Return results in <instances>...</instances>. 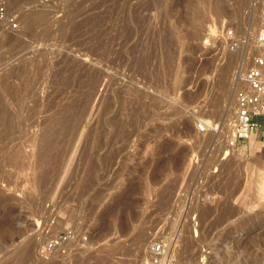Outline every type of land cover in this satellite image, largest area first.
<instances>
[{
  "label": "rangeland",
  "instance_id": "1",
  "mask_svg": "<svg viewBox=\"0 0 264 264\" xmlns=\"http://www.w3.org/2000/svg\"><path fill=\"white\" fill-rule=\"evenodd\" d=\"M7 3L0 264H142L155 239L178 264L263 251L264 128L229 142L264 0Z\"/></svg>",
  "mask_w": 264,
  "mask_h": 264
},
{
  "label": "built area",
  "instance_id": "2",
  "mask_svg": "<svg viewBox=\"0 0 264 264\" xmlns=\"http://www.w3.org/2000/svg\"><path fill=\"white\" fill-rule=\"evenodd\" d=\"M3 23L10 30L17 28L16 22L8 14L7 0H0V27ZM254 44L260 52L244 72L242 89L235 98V117L229 146L237 152L244 150L250 136L264 128V32L258 33ZM165 243L160 239L151 241L147 245L142 264H178Z\"/></svg>",
  "mask_w": 264,
  "mask_h": 264
},
{
  "label": "bare ground",
  "instance_id": "3",
  "mask_svg": "<svg viewBox=\"0 0 264 264\" xmlns=\"http://www.w3.org/2000/svg\"><path fill=\"white\" fill-rule=\"evenodd\" d=\"M171 1V0H170ZM169 4H171V3H169ZM169 4H167V5H165L166 6V8H167V6L169 5ZM172 5V4H171ZM168 7H170V5L168 6ZM173 8H175L174 6H173ZM168 9H170V8H168ZM167 9V10H168ZM172 9V8H171ZM170 11V10H169ZM32 14V13H31ZM41 14H42V12H41ZM40 13H38L37 15H31V17L33 16L34 18H31V19H28V20H31V22H29V25H31V24H33V25H35V23H37L36 25H38L39 23H40V21L41 20H43L45 17H42L43 15H41ZM27 15V14H26ZM30 16V15H29ZM45 16V15H44ZM27 18H29V17H27ZM43 18V19H42ZM25 19V18H24ZM26 20V19H25ZM39 22V23H38ZM28 23V22H27ZM32 25V26H33ZM35 25V26H36ZM263 27V26H262ZM4 28V30H5V28H6V25L5 24H3L2 25V29ZM7 30V29H6ZM257 30V29H256ZM259 30V33L260 32H264V28L262 29H258ZM257 33V32H256ZM257 36V35H256ZM241 57V56H240ZM240 57L239 56H237L236 58L237 59H234V61H230L229 63H228V65H227V68H226V71H229L230 69H231V65H232V63H233V65L237 62V61H239V60H241L240 59ZM233 59V58H232ZM242 82V81H241ZM242 86H243V83H242ZM221 90L223 91V93L225 94L226 92H227V89L225 88V87H221ZM223 124H226L227 122L229 123V121H231V111H225V113H224V115H223ZM204 126L206 127V129H202V130H204V131H206V134L205 135H207L208 137H207V142H210L213 138H214V136H215V134H214V132H215V130L216 129H214L213 127L212 128H210L207 124H204ZM232 126V125H231ZM203 127V126H202ZM204 128V127H203ZM216 133V132H215ZM204 134V133H203ZM203 134H201V135H203ZM203 137V136H202ZM49 139V138H48ZM47 139V141L45 142H42L43 144L41 145V147H40V145L39 146H37V149H39L38 147H40V152L37 154L38 156H39V154H41L43 157L41 158L40 156V158L41 159H43V160H41L40 158H37L38 160L40 159L41 160V162H40V164L42 163V161H44L45 162V160H47V159H52V158H48L47 157V154H48V151H49V149L51 148L50 146L52 145V147H53V145H54V143L53 144H51L50 142H48L49 140ZM46 140V139H45ZM215 140V139H214ZM197 141V140H196ZM200 141V140H199ZM202 141V140H201ZM205 141V140H204ZM206 142V141H205ZM51 144V145H50ZM203 144H205V143H203ZM202 144V145H203ZM201 145V146H202ZM212 145V144H211ZM206 146V145H205ZM51 151V150H50ZM58 151V150H57ZM36 152V151H35ZM53 152H54V150H53ZM64 152V151H63ZM51 154V153H50ZM59 154V153H58ZM36 155V156H37ZM60 155V154H59ZM37 156V157H38ZM47 158H46V157ZM48 156H50V155H48ZM54 156H58L57 155V153H56V155H53V156H50V157H54ZM44 158H46L45 160H44ZM58 158V157H57ZM55 159V158H54ZM39 160V161H40ZM56 160V159H55ZM48 161V160H47ZM59 161H60V159H59ZM63 161V160H62ZM56 162H58V160L56 161ZM82 178V177H81ZM72 179V178H71ZM75 180V179H74ZM73 180V181H74ZM78 181H81V183H82V179L80 180H78ZM84 181H85V179H84ZM83 181V182H84ZM71 182V181H70ZM70 182H68L69 184H72V182L70 183ZM76 182H77V180H76ZM78 183L79 182H77L76 184L78 185ZM75 185V184H74ZM74 185L73 186H71V185H69V187L71 186L72 188L74 187ZM77 185H76V187H77ZM79 185H80V183H79ZM82 186V185H81ZM70 187V188H71ZM83 187L85 188V185H83ZM69 188V189H70ZM71 188V189H72ZM82 188V187H81ZM70 189V190H71ZM76 189H78V188H76ZM264 189V188H263ZM69 190V191H70ZM74 189H72V191H73ZM79 190H80V187H79ZM82 190H83V188H82ZM81 190V191H82ZM78 192V191H77ZM82 192H84V191H82ZM70 193H71V191H70ZM76 195V194H75ZM71 196V195H70ZM71 198V197H70ZM75 198V197H74ZM260 239L263 241V243H261V247H260V250H263L261 253H258V251H256V250H254V249H252L253 247L252 246H250V244H248V242L245 240L244 242H243V248L244 249H241L240 251L238 250L239 248H240V246H242V244H240V241H237L236 242V247H238V249H237V251L238 252H236V253H240V256L239 255H237V256H239V257H237L236 256V258H234L233 257V251L232 252H226V253H223L220 257H221V264H264V259H263V257H261V256H263L264 255V233L263 234H261V237H260ZM78 244H76L75 246H77ZM254 245V244H253ZM234 248H235V246H234ZM234 248H232V249H234ZM242 248V247H241ZM236 249V248H235ZM256 249H257V247H256ZM234 251H236V250H234ZM248 257V258H247Z\"/></svg>",
  "mask_w": 264,
  "mask_h": 264
},
{
  "label": "crops",
  "instance_id": "4",
  "mask_svg": "<svg viewBox=\"0 0 264 264\" xmlns=\"http://www.w3.org/2000/svg\"><path fill=\"white\" fill-rule=\"evenodd\" d=\"M249 143L251 144V147H254V145L256 144L253 136H250ZM261 187L264 188V184H262Z\"/></svg>",
  "mask_w": 264,
  "mask_h": 264
}]
</instances>
